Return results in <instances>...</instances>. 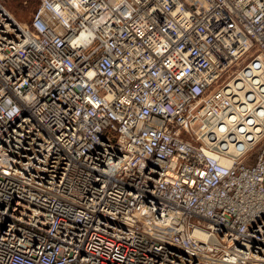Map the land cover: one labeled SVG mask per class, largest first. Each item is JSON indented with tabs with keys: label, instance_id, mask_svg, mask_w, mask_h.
Here are the masks:
<instances>
[{
	"label": "built area",
	"instance_id": "2783aa9c",
	"mask_svg": "<svg viewBox=\"0 0 264 264\" xmlns=\"http://www.w3.org/2000/svg\"><path fill=\"white\" fill-rule=\"evenodd\" d=\"M0 264H264V0H0Z\"/></svg>",
	"mask_w": 264,
	"mask_h": 264
},
{
	"label": "rangeland",
	"instance_id": "374dc122",
	"mask_svg": "<svg viewBox=\"0 0 264 264\" xmlns=\"http://www.w3.org/2000/svg\"><path fill=\"white\" fill-rule=\"evenodd\" d=\"M35 2L37 4V0H4V6L18 21L28 23L36 9Z\"/></svg>",
	"mask_w": 264,
	"mask_h": 264
},
{
	"label": "trees",
	"instance_id": "16d2710c",
	"mask_svg": "<svg viewBox=\"0 0 264 264\" xmlns=\"http://www.w3.org/2000/svg\"><path fill=\"white\" fill-rule=\"evenodd\" d=\"M34 5H36V7H37V4H36V2H35V4Z\"/></svg>",
	"mask_w": 264,
	"mask_h": 264
}]
</instances>
